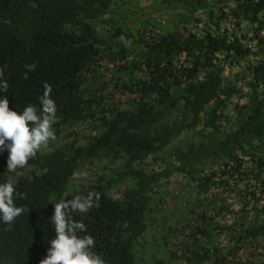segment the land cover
<instances>
[{"label":"trees","instance_id":"obj_1","mask_svg":"<svg viewBox=\"0 0 264 264\" xmlns=\"http://www.w3.org/2000/svg\"><path fill=\"white\" fill-rule=\"evenodd\" d=\"M142 1L0 0V99L39 110L47 82L59 117L24 169L0 151L30 210L0 220V264H39L54 204L92 190L74 219L107 264H264V0Z\"/></svg>","mask_w":264,"mask_h":264},{"label":"clouds","instance_id":"obj_2","mask_svg":"<svg viewBox=\"0 0 264 264\" xmlns=\"http://www.w3.org/2000/svg\"><path fill=\"white\" fill-rule=\"evenodd\" d=\"M121 42L131 46L123 36ZM4 67H0V91L8 92L9 84L4 77ZM28 72L36 65H25ZM24 79H28L27 72ZM44 91L39 97V110L35 105L26 106L22 112L9 107V98L0 99V151H7V172L15 173L28 166L29 160L56 140L53 125L58 123L57 105L51 98L52 86L45 82ZM26 199L27 194L17 192L14 183L7 180L0 183V220L11 226L15 220L30 210L27 206H17L15 199ZM100 193L94 190L87 194L75 195L70 200L54 204L51 224L55 236L48 241L50 247L39 264H107L101 255L93 251L95 239L91 235H78L86 232L83 221L74 219L75 213L87 214L93 207H99Z\"/></svg>","mask_w":264,"mask_h":264},{"label":"rangeland","instance_id":"obj_3","mask_svg":"<svg viewBox=\"0 0 264 264\" xmlns=\"http://www.w3.org/2000/svg\"><path fill=\"white\" fill-rule=\"evenodd\" d=\"M150 4V0H144V1H142V5L143 6H147V5H149ZM234 4L233 3H230V7H232ZM229 9H226V11H228ZM156 15H158L157 13H156ZM198 17H199V19H205V15L204 14H202V12H199L198 13ZM203 26V23L202 22H197L195 25H194V27H193V29L194 30H199L201 27ZM222 30H225V31H227V33H229V34H234V35H236V36H238V37H241L243 34H246V32H247V27L246 26H244V24H242V25H235L234 23H232L230 20H226V22H224L223 24H222ZM239 70V67H235V66H229V65H227V66H225V68H224V77H225V80H226V82L228 83V84H232V83H234L235 82V80H234V77H233V74H235V72L236 71H238ZM235 101H237L236 99H234L233 100V102L231 103V105L229 106V108H228V111L229 112H232V109H233V105H234V103H235ZM239 102H242V100H238ZM85 175V174H84ZM78 176V175H77ZM179 179V178H178ZM169 188H170V190L171 191H174V185L173 184H171L170 186H169ZM169 201V200H168ZM178 216H180L179 214H177ZM253 249V248H252ZM257 249H259V248H257ZM255 250V249H254ZM260 250V249H259ZM248 253V252H247ZM246 255V254H245Z\"/></svg>","mask_w":264,"mask_h":264}]
</instances>
